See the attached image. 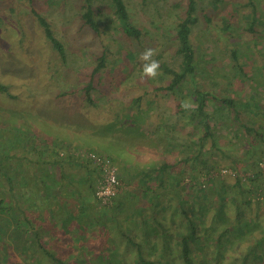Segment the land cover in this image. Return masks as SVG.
I'll return each mask as SVG.
<instances>
[{"label":"rangeland","instance_id":"obj_1","mask_svg":"<svg viewBox=\"0 0 264 264\" xmlns=\"http://www.w3.org/2000/svg\"><path fill=\"white\" fill-rule=\"evenodd\" d=\"M109 2L94 0L91 4L98 28L93 31L81 17L83 0H0V84L7 88L0 93V154L9 147L11 152L18 147L21 153L23 145H32L33 141L51 146L55 143L59 154L73 156L65 172H72L75 177L79 172L84 174V168L76 166L84 163L80 159L83 152L106 154L117 168L121 192L134 188L126 177L136 173L133 165L148 171L149 165L166 162L171 167L167 170L170 173L164 174L163 187L157 185L158 180L153 184L149 181V185L157 188L143 195L136 204V209H142L130 211L131 218L124 213L120 215L124 226L128 225L139 237L143 226L155 234L163 228L174 232L183 221L178 210V200H182L186 202L187 213H193L196 219L197 234L202 236L203 226H209L214 233L210 240L194 245L195 254L200 256L194 258V264H264V240L256 247V260L248 253L249 247L264 235V175L254 166L257 152L251 155L253 147L248 154L236 153L238 148L244 150L243 140L238 136L243 131L240 123L262 135L264 131L257 129L260 119L257 123L253 116L238 115V104L235 110L239 96L240 102L246 103L250 92L260 87L257 83H264V0H250V4L247 0H195L197 23L190 34L195 70L173 91L162 89L171 76L161 65L178 70L175 27L184 14L185 0H123L132 24L142 32L138 40L124 34ZM252 9L258 20L250 32L247 28ZM32 10L46 19L63 46L64 58L45 37ZM224 20L229 22L227 28L223 27ZM147 48L156 51L153 59L160 64V74L155 79L144 76L138 60ZM233 49L236 61L230 54ZM102 56L104 66L92 78L96 86L91 93L94 104L89 105L82 99V88L90 81V74ZM238 78L246 83L236 85ZM195 87L207 94L204 110L212 135L206 138L202 126L191 118ZM228 96L235 106L221 101ZM138 97L140 101L135 103ZM183 101L191 102L185 111L179 107ZM252 141L258 142L256 138ZM63 144L67 147L63 148ZM1 164L17 175L20 164L16 158ZM223 169L241 174L240 178L257 173L258 177L252 184L242 179L239 189L233 185L234 177L227 173L220 175ZM206 170L209 176L200 173ZM120 172L127 175L121 177ZM174 175H178L181 185L175 183ZM92 176L96 181L95 174ZM221 178H225L228 188L223 201L215 191ZM203 181L206 187L200 190ZM254 184L258 188L253 189ZM82 187L78 184L73 189L77 188L84 196V204L90 210L87 215L93 212L92 218L102 219L104 225L103 221L99 224L88 219L92 223L80 232L78 227L74 228L75 222L70 221L68 224L74 227L63 228L64 232L47 211L33 208L26 213L33 227L27 229L24 224L26 231L20 232L9 213L0 214V264H52L39 249L40 244L66 264H100L106 255L117 260L120 253L124 254V241L115 235L117 231L110 232L117 217L112 219L106 214L101 217L103 210H96L101 206ZM178 192L180 199L175 197ZM154 193L160 201L156 207L147 197ZM8 195L7 184L0 175V198ZM76 200H72L73 205L79 203L77 196ZM111 206L104 211H110ZM20 208L13 206L15 216L21 215ZM152 209L159 211L156 218ZM174 212L178 215L173 217ZM224 228H230V233L218 248L215 238ZM71 237H80L77 246L82 250L73 245ZM177 254V250L172 254L173 264H180L175 259Z\"/></svg>","mask_w":264,"mask_h":264},{"label":"trees","instance_id":"obj_2","mask_svg":"<svg viewBox=\"0 0 264 264\" xmlns=\"http://www.w3.org/2000/svg\"><path fill=\"white\" fill-rule=\"evenodd\" d=\"M219 0H213V2H218ZM94 0H83L82 9L84 12L82 13L81 17L85 25H87L89 28H91L93 31H98L97 24L94 19V11L92 10V5ZM248 4H250V0H247ZM195 0H185V10L182 18L180 21L177 22L175 27V38L177 41V49L176 54L180 58V62L178 65V70H172L168 68L167 66H164L163 64L161 67L163 68L164 72L171 76V80L169 84L162 88L163 90H169L173 91L175 87H177L184 79L187 78V76H191L194 73L195 67H194V59H195V51L194 48L191 45L190 42V34L191 29L194 25L197 23V17L195 15L196 13V6H195ZM109 6L113 10V13L118 20V24L121 27L122 31L127 37H131L134 39H140L142 32L136 28L131 20L128 13V10L125 7V4L123 0H110ZM253 10V9H252ZM34 15L36 16L39 24L44 30L45 37L50 41L54 49L57 51L58 55L61 58H64V49L62 44L56 39L54 36L50 25L46 21L44 17H42L37 12L33 11ZM251 23L249 24L247 30L250 32L254 31V23L258 20L255 16V11L250 15ZM264 22V21H263ZM223 27L227 28L229 26V22L223 21ZM231 57L234 61H236V51L233 49L230 51ZM103 57L99 58L98 64L93 68L91 74H90V81L87 82L83 88L82 92L84 95V98L82 99L88 103L89 105L94 104V99L92 98V92L95 89V85H93L92 78L93 76L99 72L100 68L104 66ZM7 88L0 84V93H5ZM194 97H195V107L191 110V118L196 121V123L203 128V138L211 136L210 132V126H209V117L208 114L205 112V104H206V98L207 94L205 92H202L198 88L195 87L194 90ZM140 98L134 99V102H139ZM222 102H225L227 106H232V100H228L227 98H221ZM180 110L185 111L187 109L182 108L181 106ZM24 148L19 152L18 147H16L15 150L11 152V147L9 149L5 150L6 153L0 154V175L2 179L7 184L8 189V196L6 198H0V214L9 213L10 217L12 218L13 222H16L18 224L17 229H21L20 232H25L23 225L27 227V229L32 226L31 220L26 215L27 211L41 209L45 210L49 213V217L52 218V221L55 220L61 226V229L65 232L66 223L68 224L70 221L75 220V223L77 224V227L79 231L85 230V227L89 226L92 222L88 219H94L95 222H98L99 224L103 221L102 219L92 218L93 212L88 216L87 213L88 207L84 204V196L80 193V191L75 188V185L81 184L84 189L86 190L85 193L93 194L94 192V186L95 182L92 174H95L97 178V169H95L91 163L81 157L82 161L84 163L82 164H76V166L80 168H84V174H79L75 177V175L72 172L66 173L65 170L69 168L71 162L74 160L72 155H65V154H59L58 148L56 149L55 143H53V146L48 145L47 143L44 144V142L40 143H34V141L31 144H24ZM46 146V147H45ZM63 148L67 147L66 145H61ZM88 152H95V151H88ZM31 154V155H29ZM104 156L111 159L109 155L104 154ZM16 158L18 160V163L20 164L17 166V175L14 174V172L9 171V169L3 168V162H8L11 159ZM188 158H186L187 160ZM112 160V159H111ZM113 162V160H112ZM114 164V163H113ZM204 166L207 168L211 167L207 163H203ZM257 166V164H256ZM171 166L168 165L166 162H162L158 166H154L149 168L148 171L143 172L142 180L145 181V179H150L149 181H159V185L163 187L164 184V174H168L170 172H167ZM73 169L71 168L70 171ZM209 170H206V172L200 171V173H204L209 176L210 172ZM58 172V174H56ZM92 172V173H91ZM175 172H177L175 170ZM208 173V174H207ZM200 174V175H201ZM199 175V176H200ZM255 176L247 178L249 183H254L257 180L258 173L254 174ZM139 176V177H141ZM176 177L175 183L181 185L182 181L177 179L178 175H174ZM219 183V187L215 189L217 191V196L220 201H223L224 195L227 194V185L225 178ZM246 179V180H247ZM31 180V181H30ZM97 180V179H96ZM212 180L210 178L207 179ZM247 181V182H248ZM212 182V181H209ZM206 182L200 183V190L201 188H205ZM75 184V185H73ZM204 184V187L202 185ZM264 184V183H263ZM19 185L18 187H16ZM21 185V186H20ZM210 186H213L209 184ZM234 186H237L239 189H241L242 183L240 177L236 176L234 177ZM137 186L140 187V184L137 183ZM82 187V188H83ZM90 188V189H89ZM258 188L256 184L253 185V189ZM89 189V190H87ZM148 191H154L151 188L147 187L146 193ZM244 192V190H242ZM85 195V194H84ZM155 197L147 196L152 204L156 207L160 205V201L158 200L157 193L155 194ZM204 195V194H202ZM76 196L78 199V202L75 205L72 203V200H76ZM119 196V195H118ZM118 196L113 200L112 208L110 211H104L105 208L108 206H102L100 208H96L98 212L103 210V214L100 215L103 217V215L106 214V216L111 217L112 219H117L114 222V228L110 230V232L117 231L115 234L117 237H120L121 240L124 241L123 249L125 251L124 254L120 253V257H118L117 260L114 259L113 256L106 255L101 259L102 257L98 256V259H101L100 264H173L172 260V254L175 252V250L178 251L177 257L175 259L180 260V264H194L195 260L194 258H199V255L195 254V251L197 248L194 246L195 244H198L200 242L204 243V240H210V238L214 235L210 231L209 226H203V234L202 236L198 235V224L196 223V219L193 215V213L188 214L189 212L187 208L184 207V204L182 200H178V210L182 213L183 221H181L176 227L174 228V232H170V229H162L161 233H153L152 230H148L147 227H142V235L139 237L137 236L136 232H133L128 225L125 227L124 224L119 219L120 215L124 213V216L131 218L130 211H134L135 208H129L125 209L126 206V195ZM176 199H180L181 194L175 195ZM12 198L15 200H12ZM20 201V202H19ZM77 201V200H76ZM250 199L248 198L246 200V203H250ZM69 205H72L74 211L72 209H69ZM21 206L19 213L20 216H15L12 212L13 206ZM132 207V206H131ZM110 208V207H108ZM140 208V207H139ZM133 209V210H132ZM136 211H139L136 209ZM236 211V209H235ZM96 212V211H95ZM152 213H154V218H156V215L159 214V211H156V209L151 210ZM186 212V213H185ZM97 215V214H96ZM178 213L174 212L173 217L177 216ZM237 216V223L241 222V219H239L240 211L237 209L236 212ZM133 218V217H132ZM153 218V217H152ZM153 218V219H154ZM216 218V216L214 217ZM146 220V218L144 219ZM235 220V219H234ZM67 221V222H66ZM157 221V219L153 220ZM94 222V223H95ZM235 222V221H234ZM30 224V225H29ZM62 224V225H61ZM104 225V221H103ZM21 226V227H20ZM63 226V227H62ZM64 228V229H63ZM103 228V229H101ZM101 231L106 234L107 231H105L104 227L101 226ZM140 228V227H139ZM131 230V231H130ZM230 233V228H224L219 234L216 235V244L215 246H222V239ZM201 234V233H200ZM34 235H37L36 233ZM106 236V235H105ZM264 238V235L261 239L256 241V244L253 247H249L248 253L252 256V260H256L254 257L258 254L256 251V247L260 246L262 243V240ZM80 239V237H71V241L73 245H76V248L79 250H82L79 245L77 244V241ZM68 240V239H67ZM155 242V244H154ZM158 243V244H157ZM74 245V246H75ZM78 245V246H77ZM73 246V247H74ZM39 249L46 255L47 258L51 261L52 264H66L61 259H58L55 257V254L44 250L43 246L40 244ZM174 247V248H173ZM203 247V246H202ZM99 252L100 249L98 248ZM128 253V254H127ZM123 256H126V258L130 257L131 259H121ZM217 260V257L214 256ZM105 259V260H104ZM109 259V260H107ZM245 262L246 257H244ZM68 264V262H67ZM244 264V263H243Z\"/></svg>","mask_w":264,"mask_h":264},{"label":"crops","instance_id":"obj_3","mask_svg":"<svg viewBox=\"0 0 264 264\" xmlns=\"http://www.w3.org/2000/svg\"><path fill=\"white\" fill-rule=\"evenodd\" d=\"M249 79H251V78H249ZM241 80L242 79L238 78L236 85H239V82H241V84H245L246 83V81H244V80L241 81ZM246 80H248V79L246 78ZM257 85L260 86V87L258 89H256V90H252L250 92L249 96L246 98L247 99L246 103H241L240 100H241L242 97L239 96V98H237L239 103H237L235 101L236 102V106H235L234 103H232V105L235 106V110H236V107H237V104H238V109H237V114L238 115L240 113L243 114V115L245 114L246 118H250L251 116H253L254 117V122H257V123L259 122L258 119H260L262 122L258 123L257 129L261 128L262 131H264V83L259 81L257 83ZM250 98H251L252 102H250ZM228 100H231V96H228ZM240 126L242 127L243 131L241 132L242 134L241 135L238 134V136H239V138L241 137V139L243 140L241 143H242V145L244 147V150H242L241 148H238V151L236 153L241 155V153L244 151V155L246 153L248 154V152H249L248 150L252 149V147H253L251 155L254 154L255 152H257V154H256L257 158L253 161L255 163L254 166L256 167V164H257L258 160L260 161L261 159H264V147H262V148L257 147L258 146L257 143L264 144V134L262 135V134L256 132L252 127L246 126L245 124H241L240 123ZM254 138H256V140H258V142L252 141V140H254ZM250 139H252L251 142H250ZM243 157L245 158V156H243ZM133 167H134V170H136V173H134V174L132 173L131 175L130 174L127 175L126 173L120 172V174H119L120 176L121 175H123V176L127 175L126 177H128V179L131 180V182L134 184V188L127 189L126 191L124 190L118 196V197H120V196L122 197L124 195L128 196L127 200H126V206H125L126 209H129V205L130 204H133L132 207L133 206L135 207L137 202L141 198H143L144 194H146L147 187L151 188V189H153V187L157 188L156 185L155 186L149 185V180L150 179H148V177H150V176H148L147 179H145V181L142 180V176L141 175L143 174V172H146L145 170H141V168H139L138 166H134L133 165ZM151 167H153V166L149 165L148 168H151ZM139 176H141V178L137 181ZM137 183L140 184V187L137 186ZM150 183L153 184L154 182L151 181ZM157 185H159V183H157ZM152 197H154V195H152ZM144 198H145V196H144ZM132 207H130V208H132ZM141 209H142L141 207L138 208V210H141ZM71 222H75V220H72ZM74 224H75L74 225L75 227L71 226V224H67L66 223V227L65 228H68V227L76 228L77 224L76 223H74Z\"/></svg>","mask_w":264,"mask_h":264},{"label":"built area","instance_id":"obj_4","mask_svg":"<svg viewBox=\"0 0 264 264\" xmlns=\"http://www.w3.org/2000/svg\"><path fill=\"white\" fill-rule=\"evenodd\" d=\"M84 159L88 160L91 165L97 169V180L94 186L93 196L96 199V202L102 206H108L113 203V200L120 194L122 189V183L120 182L117 175V168L113 164L112 160L108 157L97 154L95 152H83L81 154ZM258 171L264 175V159H261L257 163ZM232 177H241V174H238L232 170L223 169L220 172V175L226 174ZM249 176H247L248 178ZM252 177V175H251ZM245 180L246 177L240 178ZM204 187V184L202 185Z\"/></svg>","mask_w":264,"mask_h":264},{"label":"clouds","instance_id":"obj_5","mask_svg":"<svg viewBox=\"0 0 264 264\" xmlns=\"http://www.w3.org/2000/svg\"><path fill=\"white\" fill-rule=\"evenodd\" d=\"M155 55L156 51L154 49L147 48L138 57L144 76L150 79H155L160 74L159 61L153 59ZM181 107L184 109H189L191 107V102L183 101L181 103Z\"/></svg>","mask_w":264,"mask_h":264}]
</instances>
